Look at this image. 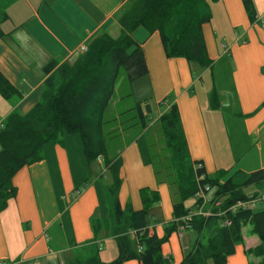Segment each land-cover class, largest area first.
<instances>
[{
    "label": "crops",
    "instance_id": "1",
    "mask_svg": "<svg viewBox=\"0 0 264 264\" xmlns=\"http://www.w3.org/2000/svg\"><path fill=\"white\" fill-rule=\"evenodd\" d=\"M206 1L211 20L202 27V35L211 68L167 60L158 35L139 28L132 40L143 52L147 75L132 87L137 103L149 101L156 119L163 110L159 103L169 98L177 108L192 167L201 163L210 178L223 172V183L235 173L243 178L264 170V0H250L255 13L252 24L242 0ZM126 5L127 0H4L7 20L0 25V75L21 97L0 98V127L9 114L25 115L38 103L47 65L71 67L83 54L81 48L99 35L118 37V19ZM212 94L216 108L211 105ZM125 141L119 153V204L140 211L139 191L157 192L159 201L146 225L149 234L161 239L173 222L175 188L156 183L146 134ZM104 172L101 159L86 164L77 134L63 135L61 144H47L42 160L12 179L16 195L0 213V263L67 264L92 244V220L101 223L96 242L101 262L113 261V254L106 255L108 249L101 245L106 232L114 244L104 195L109 184L101 181ZM210 209L209 205L203 208ZM194 239L185 241L184 235L178 239L171 233L161 254L170 264H180ZM256 246L254 237L242 242L225 264H251L245 252Z\"/></svg>",
    "mask_w": 264,
    "mask_h": 264
},
{
    "label": "trees",
    "instance_id": "2",
    "mask_svg": "<svg viewBox=\"0 0 264 264\" xmlns=\"http://www.w3.org/2000/svg\"><path fill=\"white\" fill-rule=\"evenodd\" d=\"M3 2L0 0V25L7 20ZM242 5L249 22L254 23L251 1L242 0ZM210 20L206 0H127L118 19L120 33L117 38L99 35L71 67L56 63L47 65L43 69L46 78L38 103L25 115L9 114L0 127V213L16 195L13 177L21 169L39 163L47 144H61L63 135L77 134L86 164L91 166L101 159L111 179L104 195L110 236L117 255L107 264L131 261L138 264H170V259L162 256L161 247L175 232L176 223L180 225L192 208L200 205L195 195L204 187L213 193L212 202H220V208L212 210L209 217L191 218L188 230L192 231L195 239L191 251L180 264H225L227 258L234 254V248L242 244L241 230L247 223L253 226L252 233L258 239V246L246 251V258H254L256 264H264V204L258 214L249 209L235 214L226 212L236 202L251 201L257 197L254 195L252 199H246L242 194L246 187L256 185L264 191V170L242 179L240 173H235L220 183L223 172L210 178L205 175L201 163L196 162L192 167L178 111L174 104H170L169 98L159 103L163 111L157 119L152 114L149 101L137 103L125 112L133 114L125 123L118 124V117L105 118L117 82L124 79L121 85L126 84L129 88L135 80L147 75L143 52L132 40L137 29L142 28L149 35H158L167 60H184L189 66L204 70L212 66L202 35V27ZM130 96L128 94L119 100ZM20 97L0 75V98L10 101ZM211 105L216 108L215 94L211 95ZM126 123L131 125L119 129ZM154 126L163 142V149L157 150L147 136L149 164L157 184L166 183L175 188L173 222L165 228L161 239L149 234L146 225L151 208L159 201L157 192L148 189L139 191L140 211H133L130 205L121 208L118 201L122 184L121 150L114 155L111 149V143L118 142L122 134L136 131L147 135ZM201 176L203 179L199 180ZM192 199L195 200L194 205L185 208L184 204ZM219 212L224 214L217 215ZM226 221L230 222L228 227L224 226ZM91 229L93 242L88 250L72 257L67 264H104L100 260V247L96 245L101 223L92 220Z\"/></svg>",
    "mask_w": 264,
    "mask_h": 264
},
{
    "label": "rangeland",
    "instance_id": "3",
    "mask_svg": "<svg viewBox=\"0 0 264 264\" xmlns=\"http://www.w3.org/2000/svg\"><path fill=\"white\" fill-rule=\"evenodd\" d=\"M117 35L118 34H115V35H112L111 37L112 38H116ZM140 79L135 80L130 85L129 88L126 86V84L123 85V86L121 85L123 83L124 79H122L121 81L117 82V84L115 86V89H114V96L112 98L110 106L108 107V110L106 111V115H105L106 120L112 119L113 117H115V118L118 117V124H119V123H125L126 121H128L133 116V114L131 112L126 113V114H124V113L127 112L128 110H131L132 108H134V106L137 104L138 100H136V98H135V93L133 92L132 85L134 83H138L140 81ZM133 93H134V95H133ZM128 94H131V96L129 98H125L122 101L119 100L120 98H122V97H124V96H126ZM144 101L145 100H143L141 102H138V103H142ZM161 111H163V110L161 109ZM122 114H124V115H122ZM120 115H122V116H120ZM130 125H131V123L123 124V126H121L119 129L127 128ZM154 127H152L149 130V132L147 133L146 137L150 136V137H148L149 141H151V143L155 144V146H156L155 148L157 150H160V149H163V142L160 139V135H159V132L157 131V128L156 127L154 128ZM136 134H137L136 131H130V132L124 133V134L121 135V139L118 142L111 143L112 144L111 145V149L113 150L112 154L115 155L114 152H118V151L122 150L123 146L126 145V143H127V141H125L126 137L127 138L128 137H133ZM227 179H228V177H226L224 179L223 183ZM101 181H102V184L104 186L106 185V183L110 184L111 183V179H110L109 173L105 174V172H104V176H103ZM263 192L264 191H263V189H261V187L258 188V186H256V185H251V186H248L245 189H243L242 194H243V196L246 199L250 200V199H252V197L254 195L259 197ZM212 194L213 193H210L207 198H210L212 196ZM194 203H195V200L192 199V200L187 201L185 205H186V207L191 208L194 205ZM262 209H263L262 208V204L257 203V202L255 204H253L252 207H250V210L252 211L253 214L261 213ZM191 211H194V208H192ZM252 228H253V226H252L251 223H247V224H245L242 227L241 234H242V241L244 240L243 244L251 242L253 237L257 238L252 233ZM183 235L185 236V241H186V239L188 237H194V234L190 230L184 231ZM108 236H109L108 232H106V234L104 236V240H105V238H107V239L105 241H103L101 243V245L102 246L104 245V247H106L108 249V251L105 253L106 255H110L112 253L113 257L115 258L116 257V250L114 248L113 242L108 240ZM107 240H108V242L106 244H104ZM240 245H238V246H240ZM250 262H251V264H254V262L257 263V260H255L254 258H251Z\"/></svg>",
    "mask_w": 264,
    "mask_h": 264
},
{
    "label": "built area",
    "instance_id": "4",
    "mask_svg": "<svg viewBox=\"0 0 264 264\" xmlns=\"http://www.w3.org/2000/svg\"><path fill=\"white\" fill-rule=\"evenodd\" d=\"M87 50L86 47H82L81 48V52L85 53ZM203 176H201L199 178V180H202ZM210 193L209 188L204 187L202 189H199L198 192L196 193L195 197L197 200L200 201V205L197 206V210L193 213H190L187 217L183 218L180 221V225H178L176 223V230H175V234L178 237V239H181L183 232L189 229V222L191 220L192 217L194 216H203V217H209L212 215V210L214 209H219L220 208V202H212V199L208 200L207 199V194ZM260 203V204H264V192L259 196L256 197L255 199L251 200V201H245V202H236L234 205H232L226 212L230 213V214H235L237 211L239 210H250V207H252L253 204L255 203ZM209 205L211 207L210 210L208 211H204L203 208L205 206ZM224 213L219 212L217 213V215H223ZM230 225L229 221L224 222V226L228 227ZM132 236V235H131ZM2 264V263H0Z\"/></svg>",
    "mask_w": 264,
    "mask_h": 264
}]
</instances>
